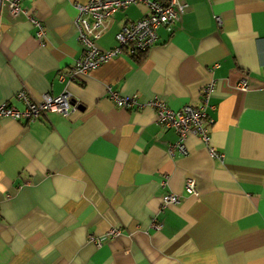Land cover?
<instances>
[{"label":"crops","instance_id":"obj_1","mask_svg":"<svg viewBox=\"0 0 264 264\" xmlns=\"http://www.w3.org/2000/svg\"><path fill=\"white\" fill-rule=\"evenodd\" d=\"M88 2L22 0L26 14L0 11V106L24 110L20 92L41 101L65 91L75 105L67 116L0 119V264H264V0H181V21L161 27L142 57L62 80L83 54L76 7ZM146 12L117 13L100 48H116ZM210 84V147L223 162L193 134L188 155L172 156L179 136L151 108L108 98L111 88L179 111L202 103ZM169 194L180 201L162 208Z\"/></svg>","mask_w":264,"mask_h":264},{"label":"built area","instance_id":"obj_2","mask_svg":"<svg viewBox=\"0 0 264 264\" xmlns=\"http://www.w3.org/2000/svg\"><path fill=\"white\" fill-rule=\"evenodd\" d=\"M21 3L22 0H0V11L4 5L13 16L26 14ZM137 5H144L147 8L144 18L120 30L116 36L118 43L116 48L109 51L102 50L99 40L112 18L117 13ZM76 8L79 11L76 27L83 54L68 72L62 74V80L75 81L116 57L127 56L136 59L142 57L158 42L157 31L161 27H170L178 23L186 12V5L181 0H89L86 5H79ZM29 19L39 28V35L44 36L43 24L33 16ZM240 88L247 90V81H242ZM214 91V84H210L202 93V103L197 106H186L179 111L170 109L163 100L153 99L144 103L140 101L138 95L122 97L111 88H108V98L114 105L124 110L151 108L156 113L157 123L166 129L174 130L179 136L178 142L168 149L172 156L188 155L189 151L185 141L190 134H193L210 149V154L214 159L223 162L224 156L210 147V132L215 121L209 116L208 110ZM17 99L24 103L25 109L19 110L12 105L4 104L0 106V119L9 118L16 121L24 119L31 122L49 113L67 116L75 109L72 95L67 91L56 97L46 94L41 101H33L25 92H20L17 94ZM186 187L190 192H195L193 180H188ZM179 201L178 196L169 194L164 197L162 208L178 204ZM154 227L158 230L161 228L155 222ZM118 233L117 230H111L109 235L116 236ZM91 240L100 244L95 238Z\"/></svg>","mask_w":264,"mask_h":264},{"label":"rangeland","instance_id":"obj_3","mask_svg":"<svg viewBox=\"0 0 264 264\" xmlns=\"http://www.w3.org/2000/svg\"><path fill=\"white\" fill-rule=\"evenodd\" d=\"M74 104V103H73Z\"/></svg>","mask_w":264,"mask_h":264}]
</instances>
